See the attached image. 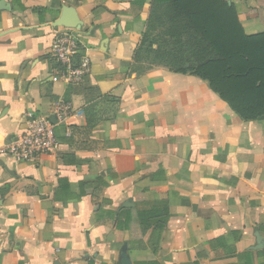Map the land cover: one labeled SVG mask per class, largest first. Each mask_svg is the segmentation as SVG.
Instances as JSON below:
<instances>
[{
    "label": "crops",
    "instance_id": "crops-1",
    "mask_svg": "<svg viewBox=\"0 0 264 264\" xmlns=\"http://www.w3.org/2000/svg\"><path fill=\"white\" fill-rule=\"evenodd\" d=\"M225 1L264 33V0ZM151 3L0 0V264H264V117L240 120L197 77L131 72ZM62 17L90 60L79 84L50 80ZM34 114L57 146L16 163Z\"/></svg>",
    "mask_w": 264,
    "mask_h": 264
},
{
    "label": "trees",
    "instance_id": "trees-1",
    "mask_svg": "<svg viewBox=\"0 0 264 264\" xmlns=\"http://www.w3.org/2000/svg\"><path fill=\"white\" fill-rule=\"evenodd\" d=\"M155 66L206 81L242 121L264 117V33L246 35L233 3L152 0L131 72L140 76ZM155 214L135 212L132 222L147 228Z\"/></svg>",
    "mask_w": 264,
    "mask_h": 264
},
{
    "label": "built area",
    "instance_id": "built-area-1",
    "mask_svg": "<svg viewBox=\"0 0 264 264\" xmlns=\"http://www.w3.org/2000/svg\"><path fill=\"white\" fill-rule=\"evenodd\" d=\"M50 56L57 67L51 82L79 84L90 73L88 56H80V41L76 30L63 29L53 38ZM68 112L59 108L58 118L64 119ZM57 146L53 135V124L49 117L31 115L25 132L5 151L16 163H34L41 155L52 153Z\"/></svg>",
    "mask_w": 264,
    "mask_h": 264
},
{
    "label": "water",
    "instance_id": "water-1",
    "mask_svg": "<svg viewBox=\"0 0 264 264\" xmlns=\"http://www.w3.org/2000/svg\"><path fill=\"white\" fill-rule=\"evenodd\" d=\"M54 27L77 29L79 28V25L78 22L76 21H72L71 23L65 22V20L62 17L55 22ZM52 123H53V119H52Z\"/></svg>",
    "mask_w": 264,
    "mask_h": 264
},
{
    "label": "rangeland",
    "instance_id": "rangeland-1",
    "mask_svg": "<svg viewBox=\"0 0 264 264\" xmlns=\"http://www.w3.org/2000/svg\"><path fill=\"white\" fill-rule=\"evenodd\" d=\"M143 67H145V68H146V67H147V64L145 63V64L143 65Z\"/></svg>",
    "mask_w": 264,
    "mask_h": 264
}]
</instances>
